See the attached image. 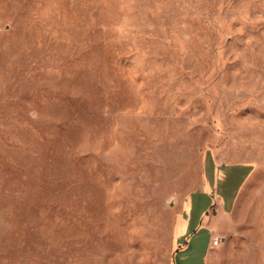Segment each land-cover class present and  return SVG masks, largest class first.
Returning <instances> with one entry per match:
<instances>
[{"label":"rangeland","instance_id":"obj_1","mask_svg":"<svg viewBox=\"0 0 264 264\" xmlns=\"http://www.w3.org/2000/svg\"><path fill=\"white\" fill-rule=\"evenodd\" d=\"M210 226L264 245V0H0V264H168Z\"/></svg>","mask_w":264,"mask_h":264},{"label":"crops","instance_id":"obj_2","mask_svg":"<svg viewBox=\"0 0 264 264\" xmlns=\"http://www.w3.org/2000/svg\"><path fill=\"white\" fill-rule=\"evenodd\" d=\"M238 222L243 224L246 220ZM211 228V238L203 247L197 242V231L193 233L184 230L183 245L176 251L168 264H264V245H258L257 250H254V247L241 242L240 235L245 233L239 231L227 232V239L214 245L213 240L217 236H215L213 227ZM234 239H237L238 242H235Z\"/></svg>","mask_w":264,"mask_h":264},{"label":"trees","instance_id":"obj_3","mask_svg":"<svg viewBox=\"0 0 264 264\" xmlns=\"http://www.w3.org/2000/svg\"><path fill=\"white\" fill-rule=\"evenodd\" d=\"M209 162H211L212 163V160H211V156H209ZM239 170H242V171H244V176H243V178H245V176L250 172V170H251V166H238L237 167Z\"/></svg>","mask_w":264,"mask_h":264},{"label":"built area","instance_id":"obj_4","mask_svg":"<svg viewBox=\"0 0 264 264\" xmlns=\"http://www.w3.org/2000/svg\"><path fill=\"white\" fill-rule=\"evenodd\" d=\"M219 242H220V239L218 237L214 238V240H213L214 245L219 244Z\"/></svg>","mask_w":264,"mask_h":264}]
</instances>
